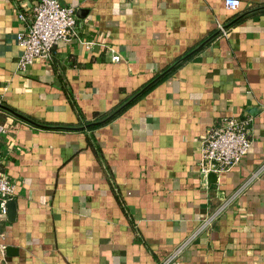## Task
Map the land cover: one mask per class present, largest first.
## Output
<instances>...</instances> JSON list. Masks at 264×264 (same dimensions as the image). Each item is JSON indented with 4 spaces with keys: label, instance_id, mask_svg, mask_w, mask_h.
<instances>
[{
    "label": "crops",
    "instance_id": "obj_1",
    "mask_svg": "<svg viewBox=\"0 0 264 264\" xmlns=\"http://www.w3.org/2000/svg\"><path fill=\"white\" fill-rule=\"evenodd\" d=\"M58 1L77 38L20 72L35 0H0V264H264V0ZM228 118L250 147L208 181L203 141Z\"/></svg>",
    "mask_w": 264,
    "mask_h": 264
},
{
    "label": "built area",
    "instance_id": "obj_2",
    "mask_svg": "<svg viewBox=\"0 0 264 264\" xmlns=\"http://www.w3.org/2000/svg\"><path fill=\"white\" fill-rule=\"evenodd\" d=\"M241 0H224V8L236 11ZM18 20L22 27L17 34L21 48L19 71L24 72L36 58L47 60L54 46L60 41L69 42L77 38V17L73 6H64L58 0H35L30 13L18 11ZM221 34L225 33L218 26ZM85 50L90 51L95 45L92 41H80ZM110 55L111 63H119L122 56L112 46L103 45ZM249 119H225L221 126L209 128L206 132L200 154V170L203 176L209 173L221 174L240 164L250 147ZM6 133L0 124V138ZM1 164V159H0ZM15 194V186L10 179L0 173V212L6 214V203ZM181 250L172 252L160 264H173Z\"/></svg>",
    "mask_w": 264,
    "mask_h": 264
},
{
    "label": "water",
    "instance_id": "obj_3",
    "mask_svg": "<svg viewBox=\"0 0 264 264\" xmlns=\"http://www.w3.org/2000/svg\"><path fill=\"white\" fill-rule=\"evenodd\" d=\"M227 27H223V30L226 31ZM221 33V31L219 30L216 34H219ZM203 45H201L200 47H198V49H196L195 51L199 50ZM195 51H193L192 53L188 54L187 56L184 57L183 60H185L186 58H188L189 56H191ZM207 178H208V181H212L216 178V175L214 173H209L207 175ZM6 208L9 209V214H10V210H11V215L13 216L14 215V202L13 201H7L6 203Z\"/></svg>",
    "mask_w": 264,
    "mask_h": 264
}]
</instances>
